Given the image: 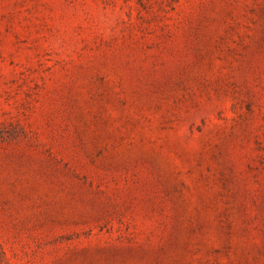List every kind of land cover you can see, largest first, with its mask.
<instances>
[{
  "label": "rangeland",
  "instance_id": "rangeland-1",
  "mask_svg": "<svg viewBox=\"0 0 264 264\" xmlns=\"http://www.w3.org/2000/svg\"><path fill=\"white\" fill-rule=\"evenodd\" d=\"M0 264H264V0H0Z\"/></svg>",
  "mask_w": 264,
  "mask_h": 264
}]
</instances>
